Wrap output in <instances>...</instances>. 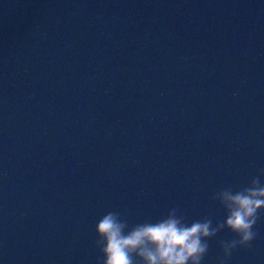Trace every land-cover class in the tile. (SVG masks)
Returning a JSON list of instances; mask_svg holds the SVG:
<instances>
[{"label": "water", "instance_id": "1", "mask_svg": "<svg viewBox=\"0 0 264 264\" xmlns=\"http://www.w3.org/2000/svg\"><path fill=\"white\" fill-rule=\"evenodd\" d=\"M260 169L264 0H0V264H97L108 212L215 227Z\"/></svg>", "mask_w": 264, "mask_h": 264}, {"label": "clouds", "instance_id": "2", "mask_svg": "<svg viewBox=\"0 0 264 264\" xmlns=\"http://www.w3.org/2000/svg\"><path fill=\"white\" fill-rule=\"evenodd\" d=\"M264 176V169H260ZM260 176L250 183L233 190L224 188L212 196L226 212L222 222L203 217L185 221L179 208H171L167 215L156 222L138 223L129 226L118 212H108L96 223L95 245L102 256L97 264H202L208 252V240L227 228L238 239L220 241L226 264L232 251L239 246H250L256 238L254 226L264 211V183Z\"/></svg>", "mask_w": 264, "mask_h": 264}]
</instances>
